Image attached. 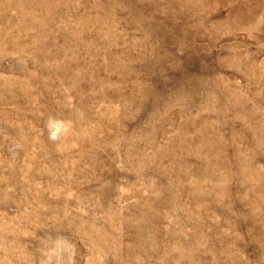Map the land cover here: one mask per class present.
Here are the masks:
<instances>
[{"label": "rangeland", "instance_id": "374dc122", "mask_svg": "<svg viewBox=\"0 0 264 264\" xmlns=\"http://www.w3.org/2000/svg\"><path fill=\"white\" fill-rule=\"evenodd\" d=\"M0 264H264V0H0Z\"/></svg>", "mask_w": 264, "mask_h": 264}]
</instances>
